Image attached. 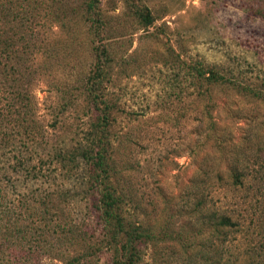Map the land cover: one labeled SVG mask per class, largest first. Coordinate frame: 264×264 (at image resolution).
<instances>
[{
	"label": "rangeland",
	"instance_id": "1",
	"mask_svg": "<svg viewBox=\"0 0 264 264\" xmlns=\"http://www.w3.org/2000/svg\"><path fill=\"white\" fill-rule=\"evenodd\" d=\"M3 1L26 14L13 37L28 40L41 137L36 153L17 140L5 147L1 138L11 124L1 122L0 257L13 264H115L121 243L103 228L92 204L97 195L79 200L86 166L66 183L78 194L77 203L52 215L36 208L47 191L45 178L9 167L14 156L25 155V165L35 166L52 146L84 142L90 122L85 102L66 111L55 128L50 124L60 88L73 89L76 78L95 65L93 48L99 43L84 18L85 0ZM137 7L149 10L150 26L140 23ZM98 8L104 21L101 44L111 57L104 94L115 105L109 138L124 222L174 235L190 224L202 198L205 207L241 215L242 232L225 248L226 256L240 257L251 240L260 239L264 218L251 191L227 190L226 166L245 157L252 170L243 181L252 185L258 179L254 169L264 168L257 158L264 156V102L236 89L264 83V0H99ZM200 65L230 81H198L194 69ZM212 123L221 141L212 140ZM55 221H68L64 232L52 230ZM179 241L160 237L141 246L140 264H189Z\"/></svg>",
	"mask_w": 264,
	"mask_h": 264
},
{
	"label": "trees",
	"instance_id": "2",
	"mask_svg": "<svg viewBox=\"0 0 264 264\" xmlns=\"http://www.w3.org/2000/svg\"><path fill=\"white\" fill-rule=\"evenodd\" d=\"M98 6L99 0H85L84 2L85 21L88 23L92 36L99 43L93 48L95 65L87 76H82L81 80L76 78L77 84L73 89L60 88L56 115L50 124V127L55 128L60 123V117L66 111L79 101L85 102V114L90 115V122L89 129L84 134V142L76 141L72 145L57 144L55 147L52 146L44 157L39 156L35 166L25 165V162L29 163L25 159V155L14 156L17 161L9 166L10 169L16 171L21 167L23 171L35 178L40 175L45 178L47 191L45 196L43 195L44 198L39 196V206L36 208L44 210L47 215H52V212L59 214L77 203L78 194L71 193L66 183L79 176L78 170L82 168L81 165L86 166L84 172L86 189L79 200L87 202L91 194L97 195V199L92 204L104 225L103 228L111 239L121 243V259H117L115 264H140L143 257L141 246L148 242H156L160 240V237L163 240H181L177 244L181 247V254L189 264H193L195 259H201L202 264H264V229L260 230L262 233L258 235L260 239L257 242L255 238L254 241L251 240V244L242 253L243 257L241 254L240 257L235 256L232 259L225 255V248L228 240L242 232L244 222L241 220V215L236 213L235 209L226 208L223 211H218L210 206L205 207V201L202 198L201 201L197 200L196 204L200 205V209L192 213L188 222L190 224L186 228L183 225L184 229L174 235L164 233L161 228H148L144 226L143 222L132 228L124 222L123 199L114 184L115 159L112 154V140L109 138V130L114 122L112 111L115 105L104 94V83L108 80L107 76L109 75L107 65L111 57L101 44L104 21ZM134 13L143 26L147 27L153 23V18L146 7H137ZM25 20L26 14L23 10L13 3L0 0V126L3 120L11 124V128H7V125L3 124L6 125L4 127L7 130L4 131L1 142L5 144V147L8 145L12 147L16 143L13 140H17L28 150L36 153L34 143L38 142L41 137L39 132L41 127L36 119L33 101L35 99L33 94L35 84H32L33 71L29 65L30 58H28L30 48L28 40L23 41V38L15 39L13 37L20 32ZM194 73V77L198 81L200 78H204L210 84L230 81L220 76L214 69L202 65L197 66ZM60 85L57 84L58 87ZM263 86L264 83L260 85L238 84L236 89L241 95L264 102ZM210 129L212 140L221 141L215 123H212ZM261 148L264 155V148ZM257 158L260 159V163H264V156H257ZM247 162L245 157L243 161H240L237 156L232 158L226 166L227 190L251 191L250 198L257 202L259 218L261 216L264 218V168L254 169V176H258V179L255 180L256 184L244 183L246 174L252 170ZM42 170H44L43 174H41ZM217 176L220 178L218 171ZM66 213L68 216V212ZM66 224L68 221H65L64 224L55 221L52 230L64 232ZM69 231L72 232V229L70 228ZM0 251L4 256V251ZM2 256L0 264H13Z\"/></svg>",
	"mask_w": 264,
	"mask_h": 264
}]
</instances>
